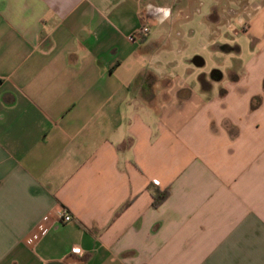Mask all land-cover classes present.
<instances>
[{"label": "crops", "instance_id": "obj_1", "mask_svg": "<svg viewBox=\"0 0 264 264\" xmlns=\"http://www.w3.org/2000/svg\"><path fill=\"white\" fill-rule=\"evenodd\" d=\"M261 1L195 82L154 56L187 0H0V264H264Z\"/></svg>", "mask_w": 264, "mask_h": 264}, {"label": "rangeland", "instance_id": "obj_2", "mask_svg": "<svg viewBox=\"0 0 264 264\" xmlns=\"http://www.w3.org/2000/svg\"><path fill=\"white\" fill-rule=\"evenodd\" d=\"M260 3L261 0H187L183 11L175 10L179 15L173 18L174 25L169 27L173 29L172 34L180 37L175 42H158L154 56L159 65L171 63L176 72L189 65L194 70L192 79L195 82H198L200 73L209 75L213 69L221 71L223 81H226L228 69L236 65L238 59L246 62L253 55L250 38L242 30L246 28L245 21L259 9ZM214 8L220 16V23L210 22L207 18ZM236 11L240 20L234 13ZM160 30L154 27L151 35H159ZM235 44L240 47L238 55L232 49H223ZM195 55L204 59L203 67L196 68L187 63Z\"/></svg>", "mask_w": 264, "mask_h": 264}, {"label": "trees", "instance_id": "obj_3", "mask_svg": "<svg viewBox=\"0 0 264 264\" xmlns=\"http://www.w3.org/2000/svg\"><path fill=\"white\" fill-rule=\"evenodd\" d=\"M263 88H264V79H263ZM260 97H254L251 100V104L250 106L252 108L256 107L259 105L260 103ZM169 191L168 189H164V190H159L157 188H153L151 189V195H152V206L156 207L158 206L162 201H164V199L168 196Z\"/></svg>", "mask_w": 264, "mask_h": 264}, {"label": "built area", "instance_id": "obj_4", "mask_svg": "<svg viewBox=\"0 0 264 264\" xmlns=\"http://www.w3.org/2000/svg\"><path fill=\"white\" fill-rule=\"evenodd\" d=\"M149 31V28L147 26H142L140 27L138 30H136L133 34H132V38L133 39H136V40H139L141 39L147 32ZM62 219L63 221H71L72 218L71 216L67 213V211L63 210L62 212ZM78 250V251H77ZM72 252L74 253H79V248L77 247H73L72 248Z\"/></svg>", "mask_w": 264, "mask_h": 264}, {"label": "water", "instance_id": "obj_5", "mask_svg": "<svg viewBox=\"0 0 264 264\" xmlns=\"http://www.w3.org/2000/svg\"><path fill=\"white\" fill-rule=\"evenodd\" d=\"M192 63L196 66H202L204 64V60L202 57L196 55L192 58Z\"/></svg>", "mask_w": 264, "mask_h": 264}, {"label": "snow or ice", "instance_id": "obj_6", "mask_svg": "<svg viewBox=\"0 0 264 264\" xmlns=\"http://www.w3.org/2000/svg\"><path fill=\"white\" fill-rule=\"evenodd\" d=\"M78 251V250H77Z\"/></svg>", "mask_w": 264, "mask_h": 264}]
</instances>
